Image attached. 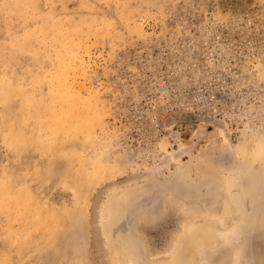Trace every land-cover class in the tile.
Masks as SVG:
<instances>
[{"label":"rangeland","instance_id":"obj_1","mask_svg":"<svg viewBox=\"0 0 264 264\" xmlns=\"http://www.w3.org/2000/svg\"><path fill=\"white\" fill-rule=\"evenodd\" d=\"M0 264H264V0H0Z\"/></svg>","mask_w":264,"mask_h":264},{"label":"bare ground","instance_id":"obj_2","mask_svg":"<svg viewBox=\"0 0 264 264\" xmlns=\"http://www.w3.org/2000/svg\"><path fill=\"white\" fill-rule=\"evenodd\" d=\"M182 118H184V116ZM188 120H190V119L188 118ZM202 121H203L202 119H198V118H197V120L196 119L192 120V122H202ZM216 128H218V127H216Z\"/></svg>","mask_w":264,"mask_h":264},{"label":"water","instance_id":"obj_3","mask_svg":"<svg viewBox=\"0 0 264 264\" xmlns=\"http://www.w3.org/2000/svg\"><path fill=\"white\" fill-rule=\"evenodd\" d=\"M166 120V119H165ZM165 120L161 123V125L160 126H162V124L165 122ZM186 122V121H185ZM173 123H175V121L173 122ZM162 127H164V126H162Z\"/></svg>","mask_w":264,"mask_h":264}]
</instances>
